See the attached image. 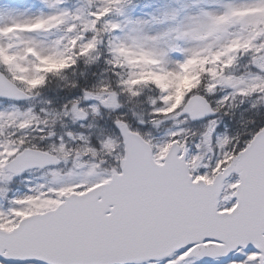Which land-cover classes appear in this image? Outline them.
I'll return each mask as SVG.
<instances>
[{"label":"snow or ice","instance_id":"snow-or-ice-1","mask_svg":"<svg viewBox=\"0 0 264 264\" xmlns=\"http://www.w3.org/2000/svg\"><path fill=\"white\" fill-rule=\"evenodd\" d=\"M0 264H264V0H0Z\"/></svg>","mask_w":264,"mask_h":264}]
</instances>
